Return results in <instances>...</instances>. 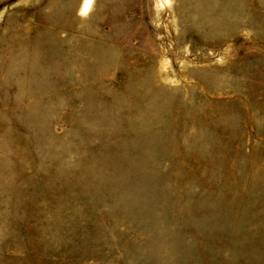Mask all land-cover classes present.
<instances>
[{
    "label": "rangeland",
    "instance_id": "1",
    "mask_svg": "<svg viewBox=\"0 0 264 264\" xmlns=\"http://www.w3.org/2000/svg\"><path fill=\"white\" fill-rule=\"evenodd\" d=\"M0 0V264H264V0Z\"/></svg>",
    "mask_w": 264,
    "mask_h": 264
},
{
    "label": "bare ground",
    "instance_id": "2",
    "mask_svg": "<svg viewBox=\"0 0 264 264\" xmlns=\"http://www.w3.org/2000/svg\"><path fill=\"white\" fill-rule=\"evenodd\" d=\"M93 0H84L82 10L85 12L88 10L89 7H91V3ZM87 5V7H85Z\"/></svg>",
    "mask_w": 264,
    "mask_h": 264
},
{
    "label": "clouds",
    "instance_id": "3",
    "mask_svg": "<svg viewBox=\"0 0 264 264\" xmlns=\"http://www.w3.org/2000/svg\"><path fill=\"white\" fill-rule=\"evenodd\" d=\"M85 7H87V5H85Z\"/></svg>",
    "mask_w": 264,
    "mask_h": 264
}]
</instances>
